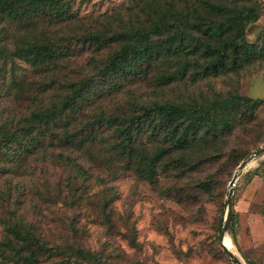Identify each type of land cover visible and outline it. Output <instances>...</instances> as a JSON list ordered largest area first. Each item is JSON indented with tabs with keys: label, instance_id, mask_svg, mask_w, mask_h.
Wrapping results in <instances>:
<instances>
[{
	"label": "rangeland",
	"instance_id": "1",
	"mask_svg": "<svg viewBox=\"0 0 264 264\" xmlns=\"http://www.w3.org/2000/svg\"><path fill=\"white\" fill-rule=\"evenodd\" d=\"M218 1L229 5V9L253 5L260 13L243 31L247 47L254 53L246 58L242 46L237 47L239 62L234 65L230 55L236 47L229 45L226 65L230 68L213 73L207 64L217 53L208 52L198 37L221 43L222 36L203 34L204 22L212 17L226 18L228 11L211 10L203 0H72V9L82 17L77 32L107 29L118 36L106 47L96 48L89 40H69L73 31L68 27L55 28L51 32L52 40L63 55L55 69L57 80L53 84L45 83L49 86L47 92L57 96L64 93L62 86L66 87L71 80L89 78L83 91L90 101L83 102L87 106L82 111L86 121L101 110L133 111L142 103L212 102L235 93L264 97V0ZM190 2L193 6L190 27L177 33L183 37L186 47L177 52L173 61H168L164 54L143 63L145 69L141 72L105 78L98 73L104 60L122 44L123 36L119 33L140 25L150 28L154 19L159 20L164 13L171 20L168 13L174 16L176 10L185 11ZM2 16L0 12L1 40L12 42L16 36H30L23 23L2 20ZM168 34L154 33L153 38L165 42ZM0 66L5 69L3 79L7 84L14 77L26 79L36 92L48 79L45 71L20 58L0 57ZM2 95L3 91L0 111L14 109L25 113L34 106L28 96L13 95L10 99ZM232 111L226 115L229 121L225 117L220 119L217 135L205 134L207 139L195 145L197 150L188 164L169 165L166 169L161 165L155 182L135 169L122 172L121 163L109 164L103 143L79 151L92 176L74 194L75 206L66 203L65 194L58 193L57 188V182L61 181L66 191L65 178L73 171L71 164L66 165L50 152L29 155L19 171L9 172L0 179V238L5 234L2 219L23 214L51 240L64 237L93 253L101 251L105 255L104 264H235L220 241L229 182L239 165L237 161L264 144V104L242 105ZM100 128L95 125L90 129L100 135ZM164 133L157 128L141 132L150 152L158 150L161 143L169 144ZM64 150L71 152L70 148ZM97 156L103 164L96 161ZM201 181H208L210 188L200 186ZM105 199L108 203L104 207ZM106 212L111 215V223L106 219ZM72 224L77 228L74 232ZM227 235L245 264H264V154L252 160L236 181ZM51 260L61 262L60 257ZM0 264H3L1 259ZM8 264L13 262L10 260Z\"/></svg>",
	"mask_w": 264,
	"mask_h": 264
},
{
	"label": "trees",
	"instance_id": "2",
	"mask_svg": "<svg viewBox=\"0 0 264 264\" xmlns=\"http://www.w3.org/2000/svg\"><path fill=\"white\" fill-rule=\"evenodd\" d=\"M203 2L211 10L228 11L226 18L212 17L204 22L206 27L203 28V34L216 38L222 36L221 43L204 40L203 36L198 37L208 48V52L217 53L216 58L208 61L207 69L218 73L220 69L230 68L226 65L229 45L236 47L230 55L234 65L239 62L237 47L242 46L246 58L254 53L247 47L243 31L246 25L259 17L260 11L253 5L243 4L241 7L229 9V5L218 0ZM192 7L190 2L185 11L176 10L174 16L168 13L171 20L167 19L166 13L161 14L159 20L154 19L150 28L140 25L136 29L119 33L123 36L122 44L104 60L98 73L105 78L112 74L120 76L129 72H141L145 69L143 63H149L164 54L168 61H173L177 52L186 47L183 37L177 33L190 27ZM0 12L4 16L2 20L8 18L13 22L23 23L24 28L26 26L30 32V36L20 38L14 35L16 37L12 42L5 38L0 39V57L12 60L20 58L48 75V79L42 82L41 90L36 92L31 89L26 79L14 77L7 84L3 79L5 69L0 66L2 96L10 99L13 95L28 96L34 102L30 112L18 113L14 109L0 111V179L9 172L19 171L29 155L50 152L54 158L73 167V171L65 178V192L62 182H57L58 193L65 194L63 197L66 203L73 206L77 205L74 194L80 186H85L83 181L92 176L87 162L78 155L79 151L86 150L93 144L103 143L104 154L109 156V164L121 163L122 172L135 169L140 175L155 182L161 165L166 169L169 165L178 167L188 164L197 150L195 145L206 140L209 133L217 135L221 129L220 119L232 114L234 108L264 104V97L235 93L223 100L212 102L168 100L142 103L135 106L133 111L111 113L101 110L100 113H93L92 120L86 121L82 111L87 106L83 102L90 101L89 95H83V91L89 78L71 80L66 87L62 86L63 94L52 96L53 94L47 92L49 86L45 83L53 84L57 80L55 69L63 55L59 45L52 40L51 32L55 28L64 30L68 27L73 31L69 40H89L96 48L111 44L118 34L107 29H90L83 34L77 32L82 17L72 9V0H0ZM154 33L169 34L165 42H160L154 40ZM5 36L7 37L6 34ZM225 121H229V117ZM95 125L101 127L102 134L90 129ZM153 128L163 130L169 144L161 143L158 150L150 152L142 134L144 130ZM69 148L71 152L67 153L64 149ZM166 157H170L169 160H165ZM98 159H101L100 156H97L96 161L103 164ZM198 183L205 189L210 188L208 181ZM107 203L108 199H105L104 207ZM105 216L111 223V215L106 212ZM2 221L5 234L0 238V259L3 264H8L10 260L13 264H104L105 255L101 251L93 253L64 237L51 240L39 231L35 222L23 214L4 218ZM71 230H77L75 224H72ZM41 255L45 259L41 260ZM56 257H60V263L51 260Z\"/></svg>",
	"mask_w": 264,
	"mask_h": 264
},
{
	"label": "water",
	"instance_id": "3",
	"mask_svg": "<svg viewBox=\"0 0 264 264\" xmlns=\"http://www.w3.org/2000/svg\"><path fill=\"white\" fill-rule=\"evenodd\" d=\"M264 154V144L260 145L256 149L252 150L245 158L242 159V161L239 163L236 171L234 172L233 177L231 178L229 182V193L227 196V213L225 217V223L222 226V233L220 235V241L223 250L226 252V254L229 256V258L235 263V264H245L243 259L232 249H230L225 243L224 238L225 235L229 232L231 228V221L233 216V210H234V191L236 186V181L239 178L240 174L244 171L246 166L255 158L261 156Z\"/></svg>",
	"mask_w": 264,
	"mask_h": 264
},
{
	"label": "bare ground",
	"instance_id": "4",
	"mask_svg": "<svg viewBox=\"0 0 264 264\" xmlns=\"http://www.w3.org/2000/svg\"><path fill=\"white\" fill-rule=\"evenodd\" d=\"M224 243L232 250H234V246L232 244L231 238L226 234L224 238ZM235 251V250H234ZM236 252V251H235Z\"/></svg>",
	"mask_w": 264,
	"mask_h": 264
}]
</instances>
